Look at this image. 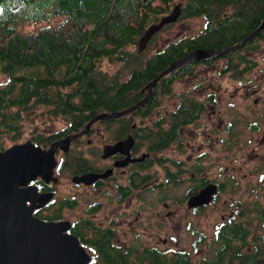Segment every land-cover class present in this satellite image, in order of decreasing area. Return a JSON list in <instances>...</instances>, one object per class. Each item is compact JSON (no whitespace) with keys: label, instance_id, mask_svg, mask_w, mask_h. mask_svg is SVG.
Instances as JSON below:
<instances>
[{"label":"trees","instance_id":"16d2710c","mask_svg":"<svg viewBox=\"0 0 264 264\" xmlns=\"http://www.w3.org/2000/svg\"><path fill=\"white\" fill-rule=\"evenodd\" d=\"M175 2L0 0V73L7 76L6 81L0 82V134L8 131L14 133L16 138L20 137L24 113H31L35 109L69 119L64 131L52 133L49 137H43L41 133L33 138L35 143H43L40 145L47 147L53 140L79 131L93 115L103 109L126 108L137 102L141 95L144 96L142 93L149 90H146L149 81L197 45L207 46L208 43L211 48L232 46L264 20V12H261L263 7L260 11L249 10L256 5L251 0L249 13L246 8L237 9L229 13L231 15L225 20L222 19V26L218 24L214 27L220 31L216 36L200 40H174L147 57L132 52L130 45H137L138 37L148 25L172 11ZM217 2L189 0L184 14L204 13L215 17L221 12L215 9ZM26 25H32L33 28L25 29ZM263 38L264 30L222 55L231 54L234 59L239 54V61L234 67L246 62L243 69H252L256 62L248 57L247 52L256 48ZM219 56L220 52L213 55ZM103 58L132 66L129 75L109 73L102 69ZM194 62L182 63L161 76L153 86V97L145 108L156 106L159 103L158 93H169L177 79L193 73L197 67L193 65ZM230 69L236 68H224ZM182 105H186L188 110L192 106L200 107L193 97L183 99ZM173 118L176 119V116ZM174 124L176 128L173 131L161 132L164 147L177 137V126L180 124L177 120ZM128 188L126 185L121 186L123 192ZM70 200L68 197L62 198L57 209H53V201L47 209H53L52 215H41L48 219L63 217L60 209L68 207ZM79 226L74 224L70 231L78 234L83 243L94 244L104 264H264V250L258 242L251 246L246 228L238 224L223 227L218 233L220 240L216 246L214 240L208 243L203 231L197 230V236L192 240L193 249L161 248L156 245L124 247L113 242L114 234L109 227L96 236L97 241L90 242L83 235L85 227ZM94 226L91 229H95ZM202 243H208V254L196 257L194 250Z\"/></svg>","mask_w":264,"mask_h":264},{"label":"rangeland","instance_id":"374dc122","mask_svg":"<svg viewBox=\"0 0 264 264\" xmlns=\"http://www.w3.org/2000/svg\"><path fill=\"white\" fill-rule=\"evenodd\" d=\"M179 1L182 0H176V2ZM202 26L203 18L201 16L191 17L187 21H177L159 31L155 43H149L146 50L139 52L138 45L133 44L129 48L132 52L142 53L143 57H147L157 50L166 39L182 34L195 35L202 29ZM24 28L32 29L33 26L26 25ZM247 54L249 58L256 62L252 69L244 70L246 62H241L238 67H234L236 69L224 70L226 64L224 58L210 66L201 64L195 67L193 73L185 74L177 79L171 87V91L162 95L161 103L158 105V109H170L178 101L181 93L193 94L202 99L214 86L221 87L219 90L221 93L233 94L230 106L233 108L231 119L234 120L233 130L236 136L233 153L236 158V171L234 174L238 181L236 182L235 191L230 189L224 191V195L220 197L218 203L209 206L204 211L195 212L189 211V209L187 211L185 206H182V204H186V201L180 202L179 200L184 197L186 190L196 181L184 180L180 183L164 181L162 186H159L157 183L159 179L152 178L136 190L133 201L127 198L122 201L118 199L117 206L113 207L109 201L110 198H115V192L109 185L102 188H91L85 185H75L71 179L72 165H69V161H72L76 155L81 153L87 156L89 164L99 162L102 143L99 133H97L95 136L92 135L90 143H88V136L86 135L78 142L74 141L69 151L64 152L59 149L56 153V158L58 162L60 161L55 170V174L59 175V181L55 185L57 192L55 195L56 205L58 206L60 199L71 197L75 192L78 198L77 205L72 207V210L68 207L61 209L63 218L74 220L88 217L94 220L96 224L101 226H94L95 229L93 230L96 236H99L106 229V226L111 224L112 220L122 221L123 223L118 227L119 235H115L113 242L116 241L117 236H120L122 240L116 242L124 247L156 245L161 248L193 249L192 240L197 236V230L203 231L208 243L214 240L216 246L214 225L223 219L222 214L226 211L223 204L224 200L227 201L226 197L233 200L239 198L242 202L249 201L251 195H249L248 188L256 185L260 187L263 182L260 173H264V145H261V141L264 140V38L259 40L258 46L250 49ZM236 61H239V54H236L234 58L235 64ZM101 66L109 73L119 72L124 76H128L132 69V66L127 67L121 61H111L108 58L102 59ZM6 79L7 76L0 73V82H4ZM201 81H214L215 84H205ZM22 122L20 137L16 138L14 133L8 131L0 134V149L17 142L28 139L33 140L35 136H39L41 133L43 137H49L52 133L64 131L63 129L69 125V119L66 117L60 115L55 117L48 111H42L41 109L24 113ZM250 124H261L262 128L251 131ZM199 129L200 127L196 125L193 128H188L184 137L186 138L187 134H193L195 130ZM220 134H223V132H220ZM189 135L187 142L195 141V144H198L197 137L191 140ZM197 146L189 148L194 149ZM219 151L222 157V151L224 150L220 148ZM225 152L228 154L227 150ZM167 153L169 155L170 151L168 150ZM172 156L182 159L186 156V153L176 151L175 156ZM219 161L222 169L223 159ZM159 165L156 164L153 169L157 167L160 169ZM259 197L264 204V195ZM253 198L257 199L254 196ZM97 202H102L103 206L96 211L88 212L87 209ZM164 202H169L170 205L165 206ZM139 206L141 211H138ZM53 209L46 210L44 214L52 215L50 213L53 212ZM115 209L116 213H114ZM168 211H171V214H168ZM228 213H226V216L229 215ZM251 215L254 217L251 245L258 242L261 247H264V217L258 219L256 213ZM242 221H244V218ZM132 224H136L134 228H132ZM86 225L93 227L92 222ZM208 243H202L197 250H194V255L196 257L207 255ZM85 247L92 255L89 264H104L99 259L100 253L98 251L95 252L87 245Z\"/></svg>","mask_w":264,"mask_h":264},{"label":"flooded vegetation","instance_id":"af4514ba","mask_svg":"<svg viewBox=\"0 0 264 264\" xmlns=\"http://www.w3.org/2000/svg\"><path fill=\"white\" fill-rule=\"evenodd\" d=\"M250 1L251 0H243V1L218 0L217 2L218 5L215 6V9L220 10L221 12L215 17L207 16L204 13L184 14L185 6L188 4L189 0L179 1L182 4L181 15L179 16V18L173 22H169L165 24L160 30L155 32L152 35L151 39L148 41V44L155 43L157 39L156 38L157 33L161 31L163 28H166L167 26L176 23L177 21L190 20V18L194 16H201L203 18V26L198 33L190 36H187L186 34H182L168 40L166 39V41L163 42L161 46L157 48V50L161 49L162 47H165L170 42L178 39L183 40L187 38H194L196 40H200V39H206L208 37L216 36L220 31H218L219 29L217 30L214 29V27H216L218 24H221L222 26L223 21L229 15H231L229 13H233L237 9H239L240 11L243 8H246L247 12L249 13V10L257 9L258 11H260L261 8L263 7L261 12H264V0H254V2L256 3L254 7L249 6ZM179 2H175V4ZM238 20L243 22V20L239 18ZM262 30H259L256 34L260 33ZM141 36L142 34L138 37V40ZM218 41L219 40H217V42ZM206 45L207 46L197 45L194 49L199 47L201 48L212 47L208 43H206ZM146 48L144 50H146ZM188 53L184 54V56L187 55ZM215 53L206 56L202 59H191L192 61H195L193 65L199 66L202 64V65L210 66L213 63L220 60L221 58H224L226 59V64L224 67L234 68L235 62L233 59V55L231 54L222 55L223 53H220L219 57H213ZM201 82L205 84L206 83L215 84L214 81H209V82L201 81ZM220 88L221 87L219 86L212 87V90L207 92L204 98L202 99L196 97L193 94L181 93L179 94L178 101H176L170 109H158L159 107L158 105L161 103L162 95L168 93H158L159 103L156 106L151 107L150 109L145 108L148 105L150 98L153 97L154 92H152L149 95L148 99H146L144 102H141L133 110L124 112L119 115L103 116L102 118L94 122V124L91 125V127L86 133L79 135L71 142L72 145L74 141L78 142L80 139H82L87 135L88 136L87 141L88 143H90L92 141V135L95 136L97 133H99L100 140L102 143L100 150V159L97 164H89L87 161V156L81 153L76 155L72 161H69V165H72V177H71L72 181L74 182L75 185H85L91 188H102L106 185H109L111 189L115 192V198L112 197L110 198L109 201L113 207L117 206L118 199L122 201L123 199L127 198L133 201L136 195L135 193L136 190L139 189L144 183L148 182L152 178L159 179V181H157L159 186H162L164 181L174 182V183H180L184 180L196 181L192 186H190V188L186 190V192L184 193V197L180 198L179 200L180 202L186 201V204H182V206H185V209L187 211L189 209V211L191 210L195 212H201L204 211L209 206H214L215 204L218 203L220 197L224 195L223 194L224 191L228 189L234 191L236 190V182L238 181L236 180L234 174L236 171V167H235L236 158L233 153V148L235 146L236 136L233 130L234 120L231 119V117L233 116L231 113L233 108H231L230 106V101H232L231 99L233 98V94L221 93L219 92ZM146 90H148V88H146ZM142 94L144 96L141 95L137 100V102H134L132 105L142 101L147 96L148 91H144ZM187 97H193L194 99H196L200 107L192 106L191 109L189 110L186 109L185 108L186 105H182V100L186 99ZM126 108H105L102 111H105L107 113H114L120 110H124ZM174 116H176V119L173 118ZM175 120H177L180 124L177 126L178 127L177 137L173 140L168 141L169 145L167 147H164L162 145L164 141L161 139V132L173 131L176 128L174 124ZM194 125L200 127V129L195 130L193 134L190 135L187 134V137L189 135L191 140L197 137L198 144H195V141L188 143L187 137L186 138L184 137L187 129L193 128ZM249 128L251 131H255L254 129H261L262 126L261 124L259 125L250 124ZM220 132H223V134H220ZM129 141L130 143L128 147H127L128 143H126L122 146L123 149L112 150L104 156L105 150H107L108 148H109L108 150H110L111 147L117 149L121 143L129 142ZM195 145H198L197 148L194 149L189 148V147L193 148V146ZM261 145H264V140L261 141ZM220 148L224 150L222 151V155H223L222 157L219 151ZM168 150L170 151L169 155L167 153ZM225 150H227L228 154L225 152ZM176 151H180L181 153L185 152L186 156L182 159H178L175 156ZM172 155H174L175 157H173ZM220 159H223L222 169L220 168L221 166L219 161ZM156 164H160L159 165L160 169L158 167L153 169V167ZM59 168H60V164H59ZM88 171H97L100 173H104L105 175L101 176L100 178L90 183L84 182V180H80V181L73 180V177L75 175L80 176ZM55 175L58 177L57 181L46 182L41 178H38L33 181L34 183L37 184L40 190L53 191L55 193L52 199L49 202H47L45 206H43L42 208H37L35 210V213L38 216L45 219L48 218L42 216L41 214L42 213L44 214V212L49 208L48 206L51 205L53 201H55L53 203L54 208L57 209L60 207L59 203L58 206L56 205V198H55V195L57 194L55 185L59 181V175L58 174ZM260 177L263 178V182L260 184V187L256 185L254 187L252 186L248 188L249 195H251L249 201L246 200L242 202V200L239 198L233 200L230 197H226L227 201L224 200V204H223V208L226 209V211L223 212L222 214L223 219H221L214 225L215 241L220 240V238L218 237V233L223 227H225L226 225H230L234 227L236 224H238L239 226H244L246 228L247 238L251 245V239L253 238V235H251L253 231L252 222L254 220V217L251 214L256 213V217L258 219H262L264 217V204L261 198L259 197L260 195H264V173H260ZM123 185L129 186L128 188L129 190L123 192L121 190V186ZM208 185H211L212 187L215 186L216 188V190L212 195L211 200L208 203H203L198 206H190L189 199L191 198V196L198 193L201 189L206 188ZM253 196L257 199H254ZM68 198L71 199L68 208L72 210V207L76 206L78 202L76 192L74 193L73 196ZM164 205L168 206L170 204L169 202H164ZM102 206H103L102 202H97L94 205H92L89 209H87V211L88 212L96 211L100 209ZM138 211H141L140 206L138 207ZM114 213H116V209L114 210ZM167 213L171 214V211H168ZM226 213H228L229 215L226 216L227 215ZM243 218L244 221H242ZM50 219H55V218H50ZM56 219H65V218L61 217ZM69 220L71 221L70 230L72 229V226L74 224L76 225L80 224L79 227L82 226L85 227V230H83V235L89 241L98 240V237H96L94 230L91 229V227L86 226L88 222H92L93 226L95 224L98 227H101L100 225L96 224L94 220L88 217L74 219V220L69 219ZM122 223H123L122 221H118L115 219L112 220L111 224L106 227H109L110 230H112L115 237V235H119L118 227ZM135 225L136 224H132V228H134ZM121 240L122 238L120 236H117L116 241H121ZM83 244L85 246L86 245L89 246L95 252L98 251L96 246L92 243H89V245L85 243ZM260 248L264 250V247L260 246Z\"/></svg>","mask_w":264,"mask_h":264},{"label":"water","instance_id":"95a60500","mask_svg":"<svg viewBox=\"0 0 264 264\" xmlns=\"http://www.w3.org/2000/svg\"><path fill=\"white\" fill-rule=\"evenodd\" d=\"M181 2L174 5L171 12L157 22L148 25L138 40V49L143 51L152 35L165 24L173 22L181 15ZM264 27L261 24L238 43L220 48H196L185 56L171 62L160 74L149 81L147 96L132 106L114 113L100 111L93 115L84 128L53 140L43 147L32 139L17 142L0 149V264H89L92 255L82 243L78 234L70 231L69 219H45L35 213L54 196L53 191H42L33 181L41 178L46 182L57 181L55 168L58 149L68 151L71 142L86 133L91 125L105 115H119L133 110L148 99L158 79L191 59H202L215 52H227L236 49ZM124 142L117 149L105 150L104 156L112 150L123 149ZM105 175L97 171H88L73 180L93 182ZM215 186L208 185L189 199L190 206L208 203Z\"/></svg>","mask_w":264,"mask_h":264}]
</instances>
